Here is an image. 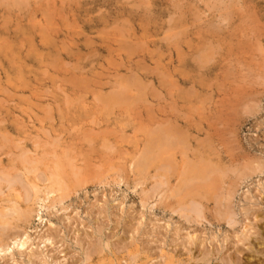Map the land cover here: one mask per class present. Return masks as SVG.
Wrapping results in <instances>:
<instances>
[{"label": "rangeland", "instance_id": "rangeland-1", "mask_svg": "<svg viewBox=\"0 0 264 264\" xmlns=\"http://www.w3.org/2000/svg\"><path fill=\"white\" fill-rule=\"evenodd\" d=\"M23 158L65 189L7 190ZM200 159L216 178L175 196ZM0 183L31 213L0 264H264V0H0Z\"/></svg>", "mask_w": 264, "mask_h": 264}, {"label": "bare ground", "instance_id": "bare-ground-1", "mask_svg": "<svg viewBox=\"0 0 264 264\" xmlns=\"http://www.w3.org/2000/svg\"><path fill=\"white\" fill-rule=\"evenodd\" d=\"M14 4V3H13ZM17 7V6H15ZM21 7V6H20ZM13 8V7H12ZM7 40V39H6ZM200 58V57H199ZM14 64V63H13ZM45 64V63H44ZM25 74V73H23ZM19 85V84H18ZM114 94V93H113ZM121 94L122 93H118L117 96H113L112 98L116 99L117 100L121 97ZM115 95V94H114ZM123 97V96H122ZM121 97V98H122ZM120 98V99H121ZM106 101V100H105ZM111 101V100H110ZM121 101V100H119ZM113 102V101H112ZM107 103V102H106ZM116 104V103H115ZM29 116V115H28ZM161 134L163 135V137L165 139H167L168 142H166L165 139H163L162 142H166L167 145L169 143V145L171 144H174L172 142V134H168L167 131H165V133L163 131H161ZM84 137V136H83ZM184 138H181V140H183ZM162 140V139H161ZM180 142V141H178ZM166 143H163V144H166ZM153 144V143H152ZM162 144V143H161ZM160 143H156V147L157 145H161ZM162 144V145H163ZM183 144V143H182ZM166 145V146H167ZM184 145V144H183ZM52 147V146H51ZM154 145L151 147V145L149 146L148 145V148H147V151L149 148L151 149H154L153 148ZM170 148V147H169ZM165 149V147H164ZM25 151V150H24ZM144 151L146 152V148L144 149ZM152 151V152H150ZM159 151H161V147H158V151L156 150H149L150 153L148 154H142L139 159L136 161V166L139 168L140 170V173H144V170L147 169L148 167H150V164H154L155 162L159 161L162 159L163 157V153L162 154H159ZM164 151V150H163ZM27 152V151H26ZM143 152V151H142ZM24 153V152H23ZM22 153V154H23ZM26 154V153H25ZM205 154V153H204ZM40 155V154H39ZM44 155V154H43ZM47 155V154H46ZM216 156V155H215ZM25 157V156H24ZM41 157V156H40ZM51 157V156H49ZM68 157V156H67ZM65 157V158H67ZM202 157V156H201ZM211 157V156H210ZM217 157V156H216ZM206 158V157H205ZM43 159V157H42ZM41 159V160H42ZM164 159V158H163ZM162 161L165 163V162H170V160L168 161L167 160H163ZM21 160V159H20ZM50 160V159H49ZM23 161L28 163V166H25V170H26V184L23 183V181L19 178V176H11L10 174L8 173H5L3 175H5L4 178V182H7V187L8 189L7 190H11V191H15L16 189V185L18 184H22V189H24V195L22 197V194L19 195V191H18V195L21 196V198H23V200L27 203H29V201L32 200L33 197H35L34 199H38L39 201H42V202H45V200H47L51 194H54V193H58L59 191H63L65 189L64 187V184H63V180L61 178V172L59 171V167L57 166H54L55 169L53 171H51V173L48 175H45L47 176L46 179H44V181H48V184H43V186H41L42 184H37L35 183L34 181H32L31 179L28 178L29 174H33L37 171L38 169V165L36 166L34 160H30V159H27V158H23ZM44 162V160H42ZM153 161V163L151 162ZM213 161V160H212ZM58 162V161H57ZM72 162V161H71ZM180 162V161H179ZM33 163L35 164V166L33 165ZM49 163V162H48ZM51 163V162H50ZM49 163V164H50ZM64 163V162H63ZM38 164V163H37ZM56 164V163H55ZM60 164V163H59ZM172 163H168L166 166H163V165H160V168L162 169V173H157L156 176L159 177H164L166 179H161L159 180L158 183H160L159 185H161L162 187H164V185H169V180H168V177H167V172H170V169H171V165ZM22 165V164H21ZM61 165V164H60ZM191 166H184V168L179 171L181 172L180 175H182V185L178 186V188L176 187V189L172 190V193L176 195H181L183 194L182 192H184V190H188V191H192L194 187H197L199 190H202L204 187H203V184L200 182L197 184L198 181H207V178L211 177L210 175L211 174H214V177H215V172L217 171V166H213L211 164H209L207 161H203V159H200V161H198V163H191L190 164ZM24 166V165H23ZM22 167V166H21ZM52 167V166H51ZM136 167V168H137ZM225 167V166H224ZM69 168H70V165H69ZM73 168V167H72ZM64 169V168H63ZM220 169V168H218ZM174 170V169H173ZM230 170V169H229ZM158 171V170H157ZM160 171V170H159ZM178 171V170H177ZM232 171V170H231ZM42 172V171H41ZM45 172V171H43ZM63 172V171H62ZM175 172V171H174ZM218 172V171H217ZM172 173V172H171ZM228 173V172H227ZM221 174V173H219ZM34 175V178H38L40 177L39 179L42 180V178L45 176H43V173L41 174H33ZM43 177H42V176ZM76 175V174H75ZM143 175V174H142ZM171 175V174H170ZM156 177V178H157ZM150 178V177H149ZM180 178V176H179ZM216 178V177H215ZM224 178V177H223ZM2 179V178H1ZM170 179V178H169ZM199 179V180H198ZM210 179V178H209ZM208 179V180H209ZM214 179V178H213ZM158 180V179H157ZM215 180V179H214ZM3 181V179H2ZM143 181V180H142ZM211 182V180H209ZM208 181V183H210ZM213 181V180H212ZM3 183V182H2ZM156 183V182H155ZM214 183V182H213ZM157 184V183H156ZM1 185V183H0ZM66 185V184H65ZM155 186V185H153ZM157 186V185H156ZM205 186V185H204ZM4 187V186H3ZM174 187V186H172ZM206 187V186H205ZM161 188V187H160ZM165 188V187H164ZM169 189H172V188H168L166 191V195H167V192L169 191ZM192 189V190H190ZM195 190V189H194ZM193 190V191H194ZM197 190V191H199ZM0 191L3 193L4 192V188H2V186H0ZM206 191V190H205ZM17 192V190H16ZM32 192L34 193V195H32ZM156 192V191H155ZM189 192V193H190ZM196 192V190H195ZM43 193V198L40 199V194ZM152 193V192H151ZM163 193V192H162ZM188 193V192H186ZM198 194V193H197ZM202 194V193H201ZM200 194V195H201ZM63 195V194H62ZM62 195H60L61 197V200H62ZM65 195V194H64ZM154 195V194H153ZM186 195V194H185ZM191 195V194H190ZM202 196V195H201ZM53 197V195H52ZM59 197V196H58ZM152 197V196H151ZM186 197V196H185ZM7 198V197H6ZM57 198V196H56ZM181 198H184V197H181ZM228 198V197H227ZM12 199V198H11ZM2 200V199H1ZM54 200V198L52 199ZM60 200V201H61ZM64 200V199H63ZM8 201V200H7ZM19 200H9L8 202L10 204H5L6 206L2 205L0 206V257L1 256H4L6 255L7 253H10L13 249H18V250H22L24 249V247L27 245L28 241L30 240V237L28 236V234L26 232H20V231H17L15 230L17 228V225L14 224L15 222H19L21 219H25L27 218L28 216H31L29 210L26 208H22L18 202ZM163 201V200H162ZM195 202V205L196 207H199L198 204H200L202 206V198H198V200H193ZM7 202V203H8ZM55 202V201H54ZM53 202V203H54ZM198 204H197V203ZM218 202H220L218 200ZM32 203V201H31ZM59 203V201H58ZM223 203V202H222ZM191 204V203H190ZM189 204V205H190ZM204 204V203H203ZM217 204H221L220 203H217ZM44 205V204H43ZM49 205V204H48ZM222 205V204H221ZM181 206H184V205H181ZM191 206V205H190ZM224 206V205H223ZM44 207V206H43ZM52 207V206H51ZM176 207V206H175ZM33 208V207H32ZM226 208V207H225ZM233 209V208H232ZM185 210V209H183ZM187 210V209H186ZM219 210V209H218ZM222 210V209H221ZM230 210V209H229ZM35 211V210H34ZM37 211V209H36ZM174 211V210H173ZM190 211V210H189ZM192 212V211H191ZM194 212L196 213V215L198 217H202V209L201 208H197V209H194ZM35 213V212H34ZM182 213V212H181ZM183 214V213H182ZM223 214V213H221ZM226 214V215H225ZM186 215V214H185ZM190 215V214H189ZM224 216H226V218L228 219V223L232 224L234 222V217H235V213L233 211H228L227 213L225 212L223 214ZM40 216V215H39ZM188 216V215H187ZM221 216V215H220ZM186 217V216H185ZM33 218V217H32ZM189 218V216H188ZM197 219V218H196ZM30 221V220H29ZM25 224V223H24ZM236 224V223H235ZM234 224V225H235ZM21 229V228H20ZM28 230V229H27ZM49 243L50 242V238H45L41 243ZM28 247V246H27ZM102 248V247H101ZM100 250V249H99ZM166 254V253H165ZM137 255V254H136ZM141 255V254H140ZM166 259V260H165ZM165 264H179V262L177 263L175 260H174V257L172 255L168 256L167 257L165 256ZM163 260V261H164ZM133 263H130V262H126V264H149V261L147 262H142V263H138V261L136 260V257L134 258V260L132 261ZM101 264V263H100ZM159 264V263H158ZM163 264V263H162ZM208 264V263H207ZM211 264V263H210Z\"/></svg>", "mask_w": 264, "mask_h": 264}]
</instances>
